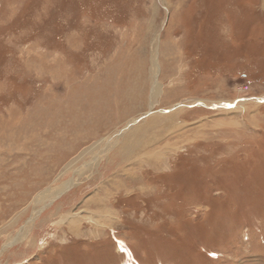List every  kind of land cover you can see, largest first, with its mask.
Returning <instances> with one entry per match:
<instances>
[{
    "label": "rangeland",
    "instance_id": "1",
    "mask_svg": "<svg viewBox=\"0 0 264 264\" xmlns=\"http://www.w3.org/2000/svg\"><path fill=\"white\" fill-rule=\"evenodd\" d=\"M254 97L264 0H0V264H264Z\"/></svg>",
    "mask_w": 264,
    "mask_h": 264
},
{
    "label": "bare ground",
    "instance_id": "2",
    "mask_svg": "<svg viewBox=\"0 0 264 264\" xmlns=\"http://www.w3.org/2000/svg\"><path fill=\"white\" fill-rule=\"evenodd\" d=\"M157 62L158 61H154V74H155V76H156V69H157ZM155 85L153 86L154 87V90L156 89V87H157V85H158V83L155 81V83H154ZM154 96V95H153ZM175 110H179V108H177V109H175ZM149 112L147 113V115L145 116V117H142L141 119H135V121H134V119H132L130 122H129V126L127 127V130H126V132H125V134L124 133H121V132H123V131H121V132H118V133H120V135L117 137V138H115L112 142H110L108 145H107V149L108 148H110L111 146H113V145H118V147L119 148H121V144L124 142L123 141V139L126 137V133H128L129 131H131V129L133 130L134 128H136L137 126H142L143 124H145L146 122H148V120H149V117L152 115V114H154V113H152V112H154V111H152V110H148ZM175 112V111H174ZM148 123H151V122H148ZM124 129H126V128H124ZM118 133H116V134H118ZM122 140V142H120ZM120 143V144H119ZM125 143V142H124ZM115 147V146H114ZM171 149V148H170ZM102 153V152H101ZM161 153V152H160ZM144 156H146V155H148V154H143ZM150 156V155H149ZM69 186V185H68ZM68 186H67V188H68ZM53 187H50L49 188V190L47 191V193H49V192H51V193H53V196H57V195H59V194H57V192H61V190H58L59 188H56V187H54V189H52ZM63 187H61L60 189H62ZM52 189V190H51ZM51 190V191H50ZM58 190V191H57ZM50 194V193H49ZM72 218L74 217V216H71ZM32 220V219H31ZM30 220V222L28 223V224H30L32 221ZM25 235H26V233H23V234H20V238L21 239H23L24 237H25ZM20 239V240H21ZM15 241V240H14ZM13 243V241H7L5 244L6 245H8V244H12ZM6 246H4V248H5Z\"/></svg>",
    "mask_w": 264,
    "mask_h": 264
},
{
    "label": "water",
    "instance_id": "3",
    "mask_svg": "<svg viewBox=\"0 0 264 264\" xmlns=\"http://www.w3.org/2000/svg\"><path fill=\"white\" fill-rule=\"evenodd\" d=\"M157 77H158V75H156L155 76V78L157 79ZM155 79V80H156ZM154 83H155V81H154ZM154 83L152 84V88H151V92H150V97H149V100L151 101V99H152V95H154L155 96V90H154V87H153V85H154ZM254 99L255 100H257V101H264V97H254ZM193 106H206V107H208V105L205 103V102H203L202 100H195V101H193V102H191V103H176V104H174L172 107H169V108H165V109H162L164 112H166V113H168V112H171V111H173V110H175V109H177V108H190V107H193ZM224 106V105H223ZM211 107V106H210ZM149 112V111H148ZM148 112H146L145 114H143V115H140V116H138V117H136L138 120L139 119H141L142 117H145L146 115H147V113ZM135 118V119H136ZM129 126V123H126V125L124 126V127H128ZM123 127V128H124ZM123 128H121V129H123ZM121 129H118V132L121 130ZM117 132V131H116ZM115 132V133H116ZM114 133V134H115ZM72 186V185H71ZM71 186H69L68 187V190L70 189V187ZM67 190V191H68ZM49 204V202L48 203H46V204H44V205H42L40 208H38V212L40 213V211L46 206V205H48ZM34 212V211H33ZM33 214V213H32ZM32 217V215L29 217V218H31ZM28 218V219H29ZM26 223V222H25Z\"/></svg>",
    "mask_w": 264,
    "mask_h": 264
},
{
    "label": "trees",
    "instance_id": "4",
    "mask_svg": "<svg viewBox=\"0 0 264 264\" xmlns=\"http://www.w3.org/2000/svg\"><path fill=\"white\" fill-rule=\"evenodd\" d=\"M247 80L251 82L252 84H258L260 81L257 78L248 77ZM179 161H177L178 164ZM176 164V162H175Z\"/></svg>",
    "mask_w": 264,
    "mask_h": 264
},
{
    "label": "crops",
    "instance_id": "5",
    "mask_svg": "<svg viewBox=\"0 0 264 264\" xmlns=\"http://www.w3.org/2000/svg\"><path fill=\"white\" fill-rule=\"evenodd\" d=\"M238 103H239V104H244V103H242V102H238ZM238 103H237V104H238Z\"/></svg>",
    "mask_w": 264,
    "mask_h": 264
}]
</instances>
